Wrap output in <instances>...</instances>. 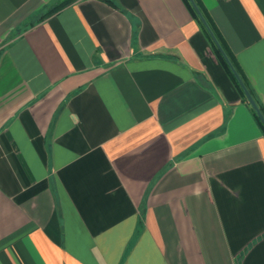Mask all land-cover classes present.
<instances>
[{
  "label": "crops",
  "instance_id": "obj_1",
  "mask_svg": "<svg viewBox=\"0 0 264 264\" xmlns=\"http://www.w3.org/2000/svg\"><path fill=\"white\" fill-rule=\"evenodd\" d=\"M52 1L0 0V264H264V133L184 1ZM199 2L264 106V0Z\"/></svg>",
  "mask_w": 264,
  "mask_h": 264
},
{
  "label": "trees",
  "instance_id": "obj_2",
  "mask_svg": "<svg viewBox=\"0 0 264 264\" xmlns=\"http://www.w3.org/2000/svg\"><path fill=\"white\" fill-rule=\"evenodd\" d=\"M70 1L71 0H56V1L54 0V1L46 4L44 6V8L40 11L38 20L53 14L54 12L58 11L59 9H61L65 5H67ZM102 1H104L107 4L117 8L116 4L113 1H111V0H102ZM183 1L187 5V7L189 8L192 16L194 17L195 21L197 22V24L201 28V30L204 33V35L207 36V38H208V40L210 42V45H211V47L213 49V52L215 53L217 59L219 60L221 65L224 67L225 71L227 72V74L229 75L231 80L234 82V84L237 86V88L244 95L241 87L239 86L238 82L236 81L234 75L232 74V72H231L229 66L227 65L224 57L222 56V54L220 53V51L218 50V48L216 47V45L212 41V39H211L210 35L208 34L207 30H205V28L203 27V25L199 21L197 15L195 14V12H194L193 8L191 7L190 3L188 2V0H183ZM194 2L197 5L198 9L200 10V12H201L203 18L205 19V21H207V23L209 24L210 28L212 29L213 33L215 34L216 38L218 39L219 43L221 44V46H222L223 50L225 51L226 55L228 56L229 60L231 61V63L233 64V66L235 67L237 72L239 73V75H240L241 79L243 80L244 84L246 85L247 88H249L248 81H247L244 73L242 72V70H241V68H240V66H239L234 54L231 52V50L229 49V47L226 44L225 40L221 36L219 30L217 29V27L214 24L213 20L209 16L207 10H205L201 6V3L199 2V0H194ZM248 90H250V89H248ZM258 106H259L261 112L264 115V106L262 104H260V103H258ZM253 114L255 115V118L257 119V121L260 124V126H261V128L263 130V133H264V125L261 123V121L259 120L258 116L256 115V113L254 111H253Z\"/></svg>",
  "mask_w": 264,
  "mask_h": 264
},
{
  "label": "water",
  "instance_id": "obj_3",
  "mask_svg": "<svg viewBox=\"0 0 264 264\" xmlns=\"http://www.w3.org/2000/svg\"><path fill=\"white\" fill-rule=\"evenodd\" d=\"M188 2L190 3L191 7L193 8L195 14L197 15L199 21L201 22V24L203 25L205 30H207V32L210 35L212 41L214 42V44L216 45V47L218 48V50L220 51V53L224 57L227 65L229 66L232 74L234 75V77H235L236 81L238 82L239 86L241 87V89H242L247 101L251 105L253 111L256 113V115L258 116L259 120L264 125V115H263V113L261 112V110H260L258 104L256 103L255 99L253 98L252 94L250 93V91L248 90L246 85L244 84V82L241 79L239 73L237 72V70L235 69V67L233 66L231 61L229 60L228 56L226 55L225 51L223 50L221 44L219 43L218 39L216 38V36L213 33L212 29L210 28L209 24L203 18L202 14H201L200 10L198 9L197 5L195 4L194 0H188Z\"/></svg>",
  "mask_w": 264,
  "mask_h": 264
}]
</instances>
